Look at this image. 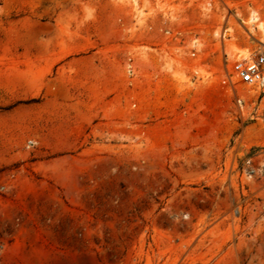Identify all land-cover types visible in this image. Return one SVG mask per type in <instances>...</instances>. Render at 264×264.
<instances>
[{"label":"rangeland","instance_id":"rangeland-1","mask_svg":"<svg viewBox=\"0 0 264 264\" xmlns=\"http://www.w3.org/2000/svg\"><path fill=\"white\" fill-rule=\"evenodd\" d=\"M261 47L264 0H0V264H264Z\"/></svg>","mask_w":264,"mask_h":264},{"label":"built area","instance_id":"built-area-1","mask_svg":"<svg viewBox=\"0 0 264 264\" xmlns=\"http://www.w3.org/2000/svg\"><path fill=\"white\" fill-rule=\"evenodd\" d=\"M233 71L238 83L256 88L258 95L264 96V47L249 52L248 57L238 56ZM257 118L264 122V110L258 112Z\"/></svg>","mask_w":264,"mask_h":264},{"label":"bare ground","instance_id":"bare-ground-1","mask_svg":"<svg viewBox=\"0 0 264 264\" xmlns=\"http://www.w3.org/2000/svg\"><path fill=\"white\" fill-rule=\"evenodd\" d=\"M249 56V53L247 52V53H245V54H241V55H239V57H248Z\"/></svg>","mask_w":264,"mask_h":264}]
</instances>
